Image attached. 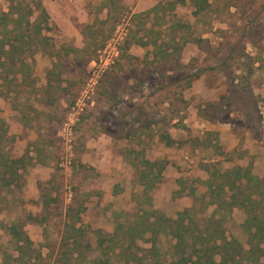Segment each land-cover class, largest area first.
<instances>
[{
	"label": "rangeland",
	"instance_id": "obj_1",
	"mask_svg": "<svg viewBox=\"0 0 264 264\" xmlns=\"http://www.w3.org/2000/svg\"><path fill=\"white\" fill-rule=\"evenodd\" d=\"M80 1L82 10L65 32L47 20L48 28L41 31L44 39L34 37L29 79L10 83L0 96V118L8 136L3 151L12 157L25 155L27 162L20 189L0 190V264H146L143 249L148 243L105 239L99 246L97 238L111 234L116 221H130L136 212L154 209L151 202L140 209L137 205L138 163L148 154L147 140L158 142L169 132L179 142L190 136L180 127L185 113L179 111L185 105H201L240 134L248 122L253 136L264 138V0H209L198 15L188 1L170 10L164 4L154 16L147 9L165 0ZM6 6L7 1L0 0V11ZM250 24L257 25L246 34L252 43L241 37L242 26ZM171 35L184 44L164 57ZM115 40L112 63L92 92L84 93L90 61ZM153 40L163 52L157 61L149 54L148 42ZM144 41L146 46L137 44ZM198 75L210 89L206 99L191 94ZM168 93L171 110L162 105ZM81 94L87 97L72 123L70 141L64 143L60 125ZM156 120L159 130L148 131ZM233 154H221L207 163L209 169L230 167ZM260 155L264 157V147ZM253 166V173L262 172L261 165ZM244 217L242 209L233 208L223 228L228 238L246 248ZM73 222L81 232L70 245L61 236L76 234ZM10 224L22 227L32 241L31 250H24L18 260L7 230ZM169 242L159 236L166 257Z\"/></svg>",
	"mask_w": 264,
	"mask_h": 264
},
{
	"label": "trees",
	"instance_id": "obj_2",
	"mask_svg": "<svg viewBox=\"0 0 264 264\" xmlns=\"http://www.w3.org/2000/svg\"><path fill=\"white\" fill-rule=\"evenodd\" d=\"M6 1V10L0 11V96L9 91L10 83L22 84L29 79L31 68L28 60L35 51L34 37L44 39L41 31L48 28V16L41 0ZM186 1L193 7L194 15L202 13L210 5L209 0H165L157 2L146 13L156 15L164 4L170 10L175 4H184ZM256 26H242L241 37L245 42L252 43L246 34ZM169 40L174 52L184 42L182 39L179 41V38L176 40L173 35ZM152 42L156 44L154 40ZM233 54L241 57L240 51L234 48ZM201 115L206 119H216L203 110ZM159 139L166 145L172 143L167 134L160 135ZM7 141V130L0 118V190L10 191L20 189L23 185L22 171L27 162L24 155L13 158L3 151ZM138 164L141 167L137 168V181L142 189L137 205H150L148 191L160 179L161 164L144 158ZM204 183L205 194L193 197V205L177 211L174 217L166 216L156 209H142L130 221H116L113 232L106 238L103 234L99 236L97 244L102 246L105 239L108 242L116 240L129 244L140 239L148 243V247L143 249L147 254L146 264H264V173L257 176L251 172L249 164H234L225 170L213 169ZM207 207H210L208 213L205 212ZM233 208H240L245 213L241 227L246 234V248L236 238H228L224 232L223 222ZM21 229L14 224L7 228L15 241V260L21 258L24 250H31L32 247V241ZM71 229L76 236H61V239L74 245L76 237H80L81 228L73 222ZM97 233L102 232L97 230ZM159 236L170 240L168 257L160 251Z\"/></svg>",
	"mask_w": 264,
	"mask_h": 264
},
{
	"label": "crops",
	"instance_id": "obj_3",
	"mask_svg": "<svg viewBox=\"0 0 264 264\" xmlns=\"http://www.w3.org/2000/svg\"><path fill=\"white\" fill-rule=\"evenodd\" d=\"M83 4L84 2L80 0H41V5L47 13L49 21L52 20L56 25L64 29V32L66 31L65 27L73 20V16L75 14L78 15V12L82 10ZM103 6L105 8L106 3L103 2ZM154 15L155 14H153V16ZM128 44L127 42V48H130ZM137 44L146 46L147 42L144 41ZM148 44L152 46V50L149 51L151 59H156V61L163 52H165L164 57L174 52L171 44L166 46V49L168 48L169 50H164L163 52H161L160 44H153V42H148ZM183 44L184 43H182L180 49H182ZM180 49L178 51H180ZM191 87L193 88H191V94L195 97H201V99H206L208 97L207 95L210 89L204 82V76H197V79L192 82ZM162 100V105H165L166 110H171L173 105L172 94L168 93ZM200 108H202L201 105L193 106L189 104L185 105V110L183 108L179 111L180 113H185L180 118V127L190 136H187L179 142L174 134L169 132L167 136L172 140L171 144L166 145L163 140L159 139V136L158 142L150 139L147 140V143L144 145V147L147 148L146 151L148 154L143 158L161 164L160 179L148 191V196L152 203L151 206H153L154 209H159L169 217H174L175 213L179 210L191 207L194 203L193 197H199L205 194V180L209 177L213 169H218H209L210 167L207 163L218 160L221 154L228 155L235 151L233 158L230 159V167L234 164L240 166H246L247 164L253 166L259 164L262 166V172L260 174L253 173L252 170L254 169H251V172L257 176H262L264 173V157L260 155L264 147V138H260L259 140L256 139L251 132L248 122L245 124L240 134L235 131V128L227 121L206 119L207 117L204 118L201 115L203 109ZM174 121H178V119H172L171 123ZM157 125V120L151 121L147 130L156 132L159 130ZM142 135L145 134L143 133ZM142 135L140 137H142ZM108 169L109 166L104 168V171ZM139 186L140 195L142 186Z\"/></svg>",
	"mask_w": 264,
	"mask_h": 264
},
{
	"label": "built area",
	"instance_id": "obj_4",
	"mask_svg": "<svg viewBox=\"0 0 264 264\" xmlns=\"http://www.w3.org/2000/svg\"><path fill=\"white\" fill-rule=\"evenodd\" d=\"M115 44L116 40L112 44L108 43L102 50L98 51L97 59L91 61L92 69L88 77L84 93L92 92L94 85L97 82V79L100 78L101 74L106 69V67L110 63H112V57L116 53ZM85 97H87V95L84 96L81 94V96L76 100L74 105L68 111L65 120L60 125L58 135L64 143H68L70 141L72 123L76 119V115L82 109L83 100Z\"/></svg>",
	"mask_w": 264,
	"mask_h": 264
}]
</instances>
